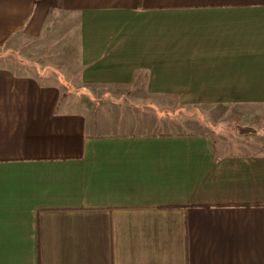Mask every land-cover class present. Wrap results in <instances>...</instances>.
<instances>
[{
  "label": "crops",
  "instance_id": "crops-1",
  "mask_svg": "<svg viewBox=\"0 0 264 264\" xmlns=\"http://www.w3.org/2000/svg\"><path fill=\"white\" fill-rule=\"evenodd\" d=\"M260 129L264 0H0V264H264Z\"/></svg>",
  "mask_w": 264,
  "mask_h": 264
},
{
  "label": "rangeland",
  "instance_id": "rangeland-1",
  "mask_svg": "<svg viewBox=\"0 0 264 264\" xmlns=\"http://www.w3.org/2000/svg\"><path fill=\"white\" fill-rule=\"evenodd\" d=\"M54 40V38H51L50 40L47 38L44 41L38 43H21L19 47H16L17 50H15V43L13 42L11 45H9L13 46V50L1 51L5 56L2 60V63H7L8 65L12 66L15 65L16 67L19 66V72L23 75L48 77V74L53 73L67 76L68 71L66 70L69 69L74 71L70 72L69 74L72 73L73 75H76L78 73L79 63L75 50L77 47L75 46L74 42L72 43L71 49L68 46L67 48L65 47L68 49L66 54L61 53L60 56L57 57L55 56V51L57 49L55 48ZM58 60L61 62L65 61L67 64L59 65ZM15 66H13V68H16ZM56 68H59L60 70H55ZM73 84H76V82H73ZM72 90L74 91L75 89L73 88ZM204 125L208 131L216 133L217 143H221L222 137L224 135L228 136L227 133L230 137H233L234 142H240L243 140V137L241 136L244 134L242 133L244 131L239 130L238 128L230 129L221 121H217L211 125H209V122L206 121V124ZM182 128H184V131H189L186 126ZM258 135L259 138H264V130L260 129ZM252 141L261 142L259 139L255 138H253Z\"/></svg>",
  "mask_w": 264,
  "mask_h": 264
}]
</instances>
